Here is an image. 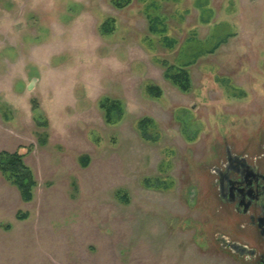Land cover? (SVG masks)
I'll list each match as a JSON object with an SVG mask.
<instances>
[{
	"label": "rangeland",
	"instance_id": "obj_1",
	"mask_svg": "<svg viewBox=\"0 0 264 264\" xmlns=\"http://www.w3.org/2000/svg\"><path fill=\"white\" fill-rule=\"evenodd\" d=\"M263 99L264 0H0V151L25 152L37 182L25 203L0 174V264H248L217 247L203 187L219 128Z\"/></svg>",
	"mask_w": 264,
	"mask_h": 264
},
{
	"label": "flooded vegetation",
	"instance_id": "obj_2",
	"mask_svg": "<svg viewBox=\"0 0 264 264\" xmlns=\"http://www.w3.org/2000/svg\"><path fill=\"white\" fill-rule=\"evenodd\" d=\"M239 120L219 128L203 189L214 198L219 250L264 264V99Z\"/></svg>",
	"mask_w": 264,
	"mask_h": 264
},
{
	"label": "trees",
	"instance_id": "obj_3",
	"mask_svg": "<svg viewBox=\"0 0 264 264\" xmlns=\"http://www.w3.org/2000/svg\"><path fill=\"white\" fill-rule=\"evenodd\" d=\"M131 1L132 0H112V3L117 8H124L128 6ZM149 21L150 32L162 35L163 43L169 47H173L175 45V41L167 38L164 34L166 32L165 25L162 23L161 19L158 16H154L149 17ZM109 23V21H106L101 25L100 28L103 33H109L112 31V27L109 26ZM161 64L165 69V79L170 81L174 86L184 93H188L192 90L190 74L188 70L183 67L186 65L183 64L181 67H176L172 64H169L166 60L161 61ZM146 91L152 98L161 97V88L158 86L148 85ZM99 106L103 111L104 119L108 124H114L118 122L120 119H122L125 113L123 104L118 99L105 97L100 102ZM33 111H37V106L33 107ZM34 120L36 125L39 127H45L47 125L46 121L39 116H35ZM151 126H154V122L149 118H142L138 121L137 129L143 139L154 140L148 135V129ZM40 141L41 144H45L44 139H41ZM25 156L26 153L20 151L19 149L14 152L0 151V174L7 183L17 189L21 200L27 203L32 201L34 197V190L37 186V182L34 172L24 160ZM88 162L89 157L86 156L82 158V163L84 166H87ZM124 201L126 202L127 200L125 199ZM26 216L27 215L25 213H18L16 217L18 219H24Z\"/></svg>",
	"mask_w": 264,
	"mask_h": 264
},
{
	"label": "water",
	"instance_id": "obj_4",
	"mask_svg": "<svg viewBox=\"0 0 264 264\" xmlns=\"http://www.w3.org/2000/svg\"><path fill=\"white\" fill-rule=\"evenodd\" d=\"M34 80H35V79H32V80H31V82H30L29 85H28V89H31V88H32V86H33V84H34Z\"/></svg>",
	"mask_w": 264,
	"mask_h": 264
}]
</instances>
